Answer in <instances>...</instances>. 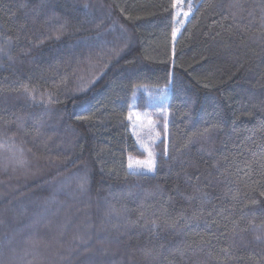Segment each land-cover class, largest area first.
<instances>
[{
    "label": "trees",
    "instance_id": "trees-1",
    "mask_svg": "<svg viewBox=\"0 0 264 264\" xmlns=\"http://www.w3.org/2000/svg\"><path fill=\"white\" fill-rule=\"evenodd\" d=\"M192 2L0 0V264H264V0Z\"/></svg>",
    "mask_w": 264,
    "mask_h": 264
},
{
    "label": "rangeland",
    "instance_id": "rangeland-1",
    "mask_svg": "<svg viewBox=\"0 0 264 264\" xmlns=\"http://www.w3.org/2000/svg\"><path fill=\"white\" fill-rule=\"evenodd\" d=\"M193 2L192 0H176V35H178L185 23L192 14ZM186 14V15H185ZM168 89L157 90L158 97L166 98ZM131 121L135 137L137 138L140 146L146 151V159H132L131 169L136 171H149L147 165L153 163V150L152 147L157 139L156 123L151 117L150 111H140L137 108L131 109ZM153 169V168H152Z\"/></svg>",
    "mask_w": 264,
    "mask_h": 264
},
{
    "label": "snow or ice",
    "instance_id": "snow-or-ice-1",
    "mask_svg": "<svg viewBox=\"0 0 264 264\" xmlns=\"http://www.w3.org/2000/svg\"><path fill=\"white\" fill-rule=\"evenodd\" d=\"M186 15V14H185ZM153 166H154V164L153 163H149L148 165H147V167H148V170L149 171H151L152 170V168H153ZM129 167L131 168L132 167V165L130 164L129 165Z\"/></svg>",
    "mask_w": 264,
    "mask_h": 264
}]
</instances>
